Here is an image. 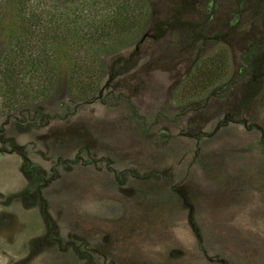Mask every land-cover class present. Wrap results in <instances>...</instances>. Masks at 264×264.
I'll return each mask as SVG.
<instances>
[{
  "label": "rangeland",
  "instance_id": "374dc122",
  "mask_svg": "<svg viewBox=\"0 0 264 264\" xmlns=\"http://www.w3.org/2000/svg\"><path fill=\"white\" fill-rule=\"evenodd\" d=\"M101 5L77 112L0 113V264H264V0Z\"/></svg>",
  "mask_w": 264,
  "mask_h": 264
},
{
  "label": "trees",
  "instance_id": "16d2710c",
  "mask_svg": "<svg viewBox=\"0 0 264 264\" xmlns=\"http://www.w3.org/2000/svg\"><path fill=\"white\" fill-rule=\"evenodd\" d=\"M103 1L0 4V113L7 121L68 119L86 101L103 65L98 53H112L118 46L109 43L112 32L140 26L130 16L120 21L118 13L106 14ZM261 21L264 30V12ZM253 49L244 53L248 67ZM25 164L24 171L36 173Z\"/></svg>",
  "mask_w": 264,
  "mask_h": 264
}]
</instances>
